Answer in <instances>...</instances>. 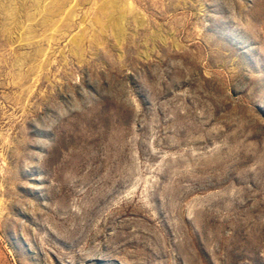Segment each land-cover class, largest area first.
I'll list each match as a JSON object with an SVG mask.
<instances>
[{"label": "rangeland", "instance_id": "obj_1", "mask_svg": "<svg viewBox=\"0 0 264 264\" xmlns=\"http://www.w3.org/2000/svg\"><path fill=\"white\" fill-rule=\"evenodd\" d=\"M44 1L0 13V264H264V0H130L122 44Z\"/></svg>", "mask_w": 264, "mask_h": 264}, {"label": "water", "instance_id": "obj_2", "mask_svg": "<svg viewBox=\"0 0 264 264\" xmlns=\"http://www.w3.org/2000/svg\"><path fill=\"white\" fill-rule=\"evenodd\" d=\"M85 1H88V0H85ZM111 1H115L116 4L118 5V3H124L125 1L127 0H100L99 3L103 4V2H106V3H109ZM45 2L44 0H32V3H34L33 7H32V12H30L26 18L28 19H33L35 18V16L38 14L39 10L41 9L42 7V3ZM20 3H22V0H0V13L2 12V9L4 8L6 11H7V15L9 16V19H10V22L13 24V25H18V20L20 19V16H21V12H20V9L21 8V5ZM98 3V4H99ZM99 8V7H98ZM100 9V8H99ZM98 9V12L99 14L101 15L102 11ZM119 9V10H118ZM115 10H113L114 12L112 13L113 16H116L118 17L122 12L120 10V8H118ZM105 11V10H103ZM137 11V10H136ZM112 12V10H111ZM138 13V11L136 12ZM138 15V14H137ZM105 16V14H104ZM140 16V14H139ZM125 22H126V26H125V30L123 32V34H121V38L117 37V36H114V39L115 41L119 44V43H123L124 40L127 38V35L128 33L130 32V29L132 26H143V20H142V17H140L139 19H141V22L139 23L138 22V16L135 18L134 16H129V17H126L125 18ZM105 20V19H104ZM100 25V24H99ZM100 29H101V25H100ZM104 29V28H103ZM103 32H106V31H110L108 29H104V30H101ZM153 34L154 35H158L160 37H162V39H157V37H153ZM164 35L162 34L161 30L159 29H152L150 35H149V40L148 41H144L143 43V47H142V50L144 51V56L146 57L147 56V53L146 51L148 50V47L149 45H152L154 46L156 44V42L158 41H163L164 40Z\"/></svg>", "mask_w": 264, "mask_h": 264}, {"label": "bare ground", "instance_id": "obj_3", "mask_svg": "<svg viewBox=\"0 0 264 264\" xmlns=\"http://www.w3.org/2000/svg\"><path fill=\"white\" fill-rule=\"evenodd\" d=\"M98 7L100 8V9L99 8L98 9L102 11L101 16L98 17L99 18L98 24L101 25V30L108 29V30H110V33L113 36H117V37L121 38V34H123V32L125 30V26H126V22H125L126 17L134 16L136 18L138 16V22L139 23L141 22V19H139V18L142 17V20H143L142 23H143V25L145 24L143 16L141 15L140 12L136 13L137 11H136L135 7L133 6V4L130 2V0H127L124 3H118V5L116 4L115 1H111L109 3L103 2V4L99 3ZM118 8H120V10L122 11V12H120L121 14L118 17L113 16L112 15V13L114 12L113 10L116 11V9H118ZM103 10H105V11H103ZM111 10H112V12H111ZM104 14H105V16H104ZM139 14H140V16H139ZM153 37H157V39H159V38L162 39V37H160L158 35H154V34H153ZM21 50H23V49H21Z\"/></svg>", "mask_w": 264, "mask_h": 264}]
</instances>
